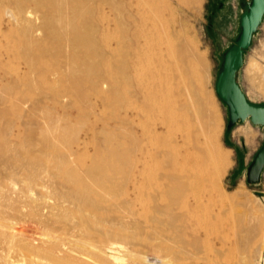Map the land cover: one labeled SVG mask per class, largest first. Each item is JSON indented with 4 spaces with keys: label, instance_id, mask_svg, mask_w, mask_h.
Instances as JSON below:
<instances>
[{
    "label": "bare ground",
    "instance_id": "bare-ground-1",
    "mask_svg": "<svg viewBox=\"0 0 264 264\" xmlns=\"http://www.w3.org/2000/svg\"><path fill=\"white\" fill-rule=\"evenodd\" d=\"M0 5L10 7L0 24V60L64 56L69 70L62 75L74 81L76 92L108 86L116 114L111 130L125 134L114 144L99 145L93 134L85 143L76 139L79 127L68 133L56 117L57 125L46 131L54 157L44 155L59 182L28 171L0 175V264H226L222 245L216 249L205 229L203 236L184 232L202 217L203 188L214 187L229 163L206 131L205 94L197 83L205 58L189 43L175 47L149 32L143 0ZM249 68L255 72L249 77L257 76L249 78L252 87L262 94L258 63ZM95 196L102 201H91ZM120 196L124 205L114 201ZM146 197L162 204L135 210ZM150 210L179 222L174 234L148 239L130 232ZM260 234L264 242V228Z\"/></svg>",
    "mask_w": 264,
    "mask_h": 264
},
{
    "label": "rangeland",
    "instance_id": "rangeland-1",
    "mask_svg": "<svg viewBox=\"0 0 264 264\" xmlns=\"http://www.w3.org/2000/svg\"><path fill=\"white\" fill-rule=\"evenodd\" d=\"M211 1L217 0H143L142 11L147 18L145 28L149 32L158 33L162 42L169 41L175 47L189 43L194 51L205 58L204 72L197 78V83L205 94L206 131L210 132L215 147L227 156L229 162L214 187L207 183L203 188L201 195L205 206L201 211L202 217L184 232L203 236L205 229L213 237L210 243L216 249L222 245L228 256L226 264H264V242L259 241L264 228V169L259 182L247 181L248 167L264 144V127L245 121L227 128L228 108L215 92V81L224 53L235 43L241 31L240 17L245 0H228V10L226 13L215 11L216 18L210 29ZM9 8L0 5V24L8 20ZM1 27L5 28L3 25ZM4 43L2 41L1 45L5 46ZM171 49L174 50V47ZM252 61L258 63L260 76L262 74L264 77V17L252 37L250 47L243 53V65L237 76L247 99L251 103L264 104V91L261 94V88H258L261 92L253 88L249 79L257 80V76L249 77L255 73L254 70L249 72ZM68 70L64 56L56 54H48L36 63L23 57L0 60V149L6 151V154L3 152V159L0 158V175L11 172L23 175L28 171L33 172L35 177L45 174L46 179L57 184L59 180L46 162L50 156L49 159L54 157L52 150L46 148V140L51 135V127L58 123L56 119L60 120L59 126L68 128V133L69 129L79 127L75 137L80 141L85 138V143L91 144L93 138L94 142L104 146L108 139L114 144L120 138L119 134L125 135L123 130L117 136L118 132L111 130L116 114L110 102L108 86L103 87L101 92H94L89 87L76 92L74 81L64 76ZM120 111L122 117L123 111ZM88 147L90 155L93 149ZM60 148L65 150L66 146L64 149V145H60ZM44 154L49 157L45 159ZM117 187L115 190L119 194L124 191L120 183ZM90 200L94 203L102 201L97 196ZM207 200L210 201L207 203ZM114 201L124 205V196ZM154 201L151 197L138 200L135 210L151 209L156 202L162 204L159 200ZM139 221L137 225L131 224L129 230L138 237L148 239L174 234L179 225V222L168 220L151 210L141 218V223ZM217 235L221 239L214 238ZM196 257L203 258V255Z\"/></svg>",
    "mask_w": 264,
    "mask_h": 264
},
{
    "label": "water",
    "instance_id": "water-1",
    "mask_svg": "<svg viewBox=\"0 0 264 264\" xmlns=\"http://www.w3.org/2000/svg\"><path fill=\"white\" fill-rule=\"evenodd\" d=\"M264 17V0H245L240 17V34L235 43L224 53L216 81L215 92L228 108V125L249 121L264 127V104L251 103L243 92L237 76L243 65V53L250 47L253 35ZM264 169V144L256 153L247 170L248 183L259 182Z\"/></svg>",
    "mask_w": 264,
    "mask_h": 264
},
{
    "label": "flooded vegetation",
    "instance_id": "flooded-vegetation-1",
    "mask_svg": "<svg viewBox=\"0 0 264 264\" xmlns=\"http://www.w3.org/2000/svg\"><path fill=\"white\" fill-rule=\"evenodd\" d=\"M228 0H217L211 1L209 5V19H210V29H212V24L214 25V20L216 18V10L225 12L228 10Z\"/></svg>",
    "mask_w": 264,
    "mask_h": 264
}]
</instances>
